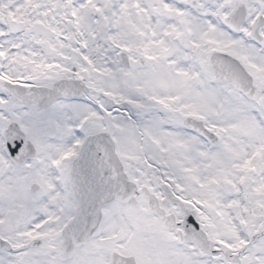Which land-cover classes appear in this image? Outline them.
<instances>
[{"label": "snow or ice", "instance_id": "obj_1", "mask_svg": "<svg viewBox=\"0 0 264 264\" xmlns=\"http://www.w3.org/2000/svg\"><path fill=\"white\" fill-rule=\"evenodd\" d=\"M0 264H264V0H0Z\"/></svg>", "mask_w": 264, "mask_h": 264}]
</instances>
